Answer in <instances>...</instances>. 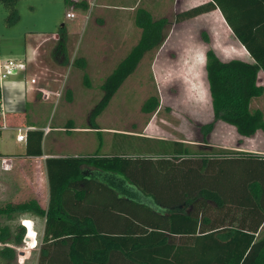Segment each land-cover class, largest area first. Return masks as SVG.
Listing matches in <instances>:
<instances>
[{"label":"trees","instance_id":"trees-1","mask_svg":"<svg viewBox=\"0 0 264 264\" xmlns=\"http://www.w3.org/2000/svg\"><path fill=\"white\" fill-rule=\"evenodd\" d=\"M20 1L0 0L12 22L20 19ZM74 7L88 9L86 4ZM215 10L255 62L223 61L213 49L206 52L214 121L203 131L206 137L222 122L240 137L252 138L264 132V112L252 108L254 100L264 96L259 85L264 58L241 36L238 24L249 15L250 23L264 27V0H210L177 14L175 23ZM135 25L141 31L138 43L105 79L102 98L89 116V129L99 137L97 119L146 55L162 47L170 21L156 20L140 8ZM58 35L51 57L56 65L68 67L65 25ZM204 39L209 43L207 35ZM74 66L85 71L87 62L80 58ZM84 79L90 87L87 74ZM159 107V98L153 96L142 112L153 114ZM68 128L76 129L73 122ZM43 140V131L29 132L24 157L43 156ZM171 148L158 156L95 153L46 159L48 205L41 206L37 199L0 205V263L16 260L24 227L32 237L31 221L17 229L9 224L28 214L45 221L37 264H264V156L215 149L194 155L182 142H171ZM1 218L8 224H1Z\"/></svg>","mask_w":264,"mask_h":264},{"label":"rangeland","instance_id":"rangeland-1","mask_svg":"<svg viewBox=\"0 0 264 264\" xmlns=\"http://www.w3.org/2000/svg\"><path fill=\"white\" fill-rule=\"evenodd\" d=\"M69 3L68 6L66 0H21L17 5L20 14L17 22L8 19L7 8L0 4V58L4 61L19 60L27 48V64H32L34 44L39 45L43 35L58 32L63 23L76 32L75 36L69 38L71 63L68 67H60L53 62L51 54L58 41L52 40L38 54L48 72L31 68L25 77L23 73L16 72L2 85L4 98L12 99L15 108L27 110V118L22 116L24 110L18 112L24 123L38 127L48 125L46 128L51 129L46 144L53 139L69 143L73 138L89 143L75 147V150L61 148L54 150V153L158 156L171 151V142H182L194 155L202 151L211 153L215 149L264 156V132H258L252 138H242L235 128L217 122L212 133L205 137L204 126L214 121L209 86L203 69L205 54L213 49L217 54H222L220 58L223 61L237 56L234 48L229 47V42H221L220 36L216 38L213 16L175 23L180 8L176 4L171 8L165 1L161 4L155 1L152 5L151 0H95L94 7L87 10ZM140 8L153 11L155 18H167L170 21L164 44L146 55L136 72L126 80L109 107L97 119L102 132L100 138L93 130L73 134L68 124L73 122L74 126H89V116L102 98L100 87L110 75L108 73L138 43L141 31L135 25V16ZM70 11L76 12V19L66 18V13ZM57 19L61 20L59 24H55ZM204 35L208 36L209 43ZM82 57L89 65L85 71L74 66V62ZM85 74L90 79V87L85 85ZM32 77L38 78L36 88L42 86L47 77L45 86L48 84L50 88L57 89L56 94L44 100L41 94L38 96L31 90L20 91L22 94L18 96L14 87L7 88L12 82H20V89L25 83H28V87L32 86ZM259 85L264 86L263 72L259 75ZM58 94L60 97L56 96ZM70 95L72 101H69ZM153 96L159 98L160 107L153 114H144L142 107ZM252 108L264 112V96L254 100ZM16 136V131L6 132L0 151L25 154L28 139L21 143L17 142ZM17 163L9 172L0 166V205L24 203L40 195L38 201L45 207V191L44 194L42 192L45 188L44 174L42 177L39 168L36 165L33 167L30 162L25 165ZM20 167L22 171H19ZM34 169H37L36 173ZM22 186L27 189H22ZM32 186L37 191L33 192ZM23 219H31L34 226L29 241L26 238H29L30 232L24 227ZM1 224L8 222L1 218ZM9 224L13 229L19 226L26 229L25 239L16 248L17 258L12 264H37L43 239V220L27 214L16 216Z\"/></svg>","mask_w":264,"mask_h":264},{"label":"crops","instance_id":"crops-1","mask_svg":"<svg viewBox=\"0 0 264 264\" xmlns=\"http://www.w3.org/2000/svg\"><path fill=\"white\" fill-rule=\"evenodd\" d=\"M155 1H157L159 4H161L163 1L168 2V5L171 8H172V6L174 4H176L180 8V13H182V12H185V11H187L189 9L197 7L199 5L205 4V3L209 2L210 0H174V3H172L173 0H151L152 5L155 4ZM150 13L152 14L153 17L155 16L153 11L150 12ZM205 16H213L214 17L215 28L213 29V32H214V34H216V38H217V36H220L219 38H220L221 42L222 41H224V42L227 41V42H229V47L234 48V51H236L234 53L237 54L235 59H239V60H242L244 62H249V63L255 62V59L252 57V55L249 53V51L246 49V47L239 41V39L233 33L232 29L226 23V21H225V19H224V17H223V15H222L220 10H215V11H213L211 13H207V14H204V15L199 16V17H205ZM199 17H197V18H199ZM246 17L247 18L243 19L244 21H240L241 23L238 24V28H239L240 34H241V36L243 38H246V39L249 40L250 45L252 46V48L256 52H260V53L262 52V58H264V27H263V25H257V24L250 23L249 20H247V19H250L249 15H247ZM197 18H195V19H197ZM154 19L157 20V19H161V18H155L154 17ZM255 19H259L258 16H255ZM59 22H61V20L57 19L55 24H59ZM62 25H65L67 27V30L69 32V38L76 35V32H74V30L73 31L70 30V28L68 27L67 23H63ZM31 34L33 35V33H31ZM43 36H44V38H43V40L41 41V43L39 45H37V44L35 45L34 44L35 48L32 50V54H31L33 63L32 64H27L28 65V70L31 69V68L32 69L33 68H37L39 70H43L45 72H48V69H46L44 67V65H42V61L39 60L38 54H39L40 49L42 47H44V45H46L47 42L52 41V40L55 41L54 37H59V35H58V32H56V33H53L51 35H43ZM30 41L32 42V40H30ZM0 55H1V47H0ZM217 55L219 57H222V54H219V52H218ZM82 58L85 59V57H82ZM19 60L25 61L26 63L28 62V51H27V48H26V51L24 52V55L20 56ZM203 61H204L203 62V69H204V72H205V63H206L205 57H204ZM86 62H87V67H86V69H87L89 67V65H88V61L87 60H86ZM115 67L112 69V71L115 69ZM112 71L110 73H108V74H111ZM27 72L23 73L22 75L25 77ZM56 75L60 76L58 73ZM107 77H108V75H107ZM34 78L37 79V83L36 84H31L30 83L32 86L28 87V83L27 84L25 83L24 86L20 89L19 88L20 82H12V84L10 86L8 85L7 88H11V87L13 88L14 87L15 88V93H16V95L18 94V96H20V94H22V93H20V91L27 92L28 90H31L32 92H36L38 96L40 94L42 95L41 90L52 92V94H54L56 92L57 89L50 88L49 86H47L48 84H46V86H45V83H48L47 80H46L47 77L45 79V83L42 86H39L38 88H36V86L38 85V78L37 77H32L31 79H34ZM0 87L2 88V85ZM2 92H3V88H2ZM38 96H37V98H38ZM50 97L48 99H50ZM2 98H3L4 104H5L6 117H7L9 126H10V129L8 131H16V129L19 128V127H22V128L33 127L36 130H40V131L44 132L46 126H48V125L38 127L37 125H34V124H29V123L26 124V123H24L22 121V117L21 118L19 117V115H18L19 113L18 112L24 110L25 113H22V116L27 118V115H28V114H26L27 110L25 108H23V110H21L19 108H15V103H13L12 99H8V97L4 98V94H2ZM42 98L44 100H46L45 95L44 96L42 95ZM74 127L76 129H70V131L73 134H77V133L83 134V133H87V132L92 131V129H89V126L88 127L87 126H85V127L81 126L80 127V126L75 125ZM53 130H56V129H53ZM8 131H6V132H8ZM93 131H95V130H93ZM6 132H3V133L0 134V147L3 144L1 141L6 137ZM49 135H50V133H48V135L44 133V140H43V145H42L43 156H41V157L26 158V157H24L25 154H23V153L22 154H15V153H5V152L0 151V157L8 156V157H16V158H18L17 161H16V162H18L17 163L18 165H23L24 163L26 164V163L30 162V163H32L33 167H34V165H36V168H39V174L42 175V177H43V174L45 176V179H44L45 188H43L42 192L44 194V191H45L44 196H45V199H46V203H45L46 206L48 205V202H49V187H48V179H47L46 163H45L46 159L52 158V157L53 158L84 157L83 155L76 154V152H74L73 155H70V154L61 155V154H58V153H54V150H61V148H67V149L75 150V147L78 148V147H81V146L89 144L87 142V140H81V139L77 140V139H74V138L71 139L69 141V143L59 142V141H56L55 139H53V140L48 141V143L46 144V139L49 137ZM49 142L51 143L50 145H49ZM48 145H49V149H48ZM19 169H20L19 171L23 170V168H21V167ZM36 171H37V169L33 170L34 173H36ZM24 188L27 189L26 186L25 187L22 186V189H24ZM31 189L33 190V192L37 191V188H35V186H32ZM37 197H40V195H37L36 198ZM37 200H39V198H37ZM31 219H23L22 221H25V220L31 221ZM44 223H45V221L43 220V230H44Z\"/></svg>","mask_w":264,"mask_h":264},{"label":"built area","instance_id":"built-area-1","mask_svg":"<svg viewBox=\"0 0 264 264\" xmlns=\"http://www.w3.org/2000/svg\"><path fill=\"white\" fill-rule=\"evenodd\" d=\"M70 2L73 4V7L75 5H80V4H86L88 8H92L95 5V0H70ZM80 8V7H79ZM84 10L83 8H80ZM66 18L73 20L77 18V14L74 11H70L66 13ZM55 40L58 41L59 37H54ZM28 71V65L25 61L22 60H2L0 58V84L4 85L5 80L9 79L14 73L19 72V73H26ZM31 84H36L37 79H31L30 81ZM1 88V87H0ZM2 89V88H1ZM42 95L46 97V100L52 96L55 95L56 93L52 94V92H48L45 90H41ZM60 97V94L56 95ZM10 129L7 117H6V109H5V104L3 101V98L0 100V134L3 132H6ZM36 129L33 127H19L16 129L17 132V142H27L28 134L31 131H35ZM51 129L45 128L44 133L48 134L50 133ZM16 158L14 157H0V166L2 169L5 171H11L14 168V164L16 163Z\"/></svg>","mask_w":264,"mask_h":264},{"label":"water","instance_id":"water-1","mask_svg":"<svg viewBox=\"0 0 264 264\" xmlns=\"http://www.w3.org/2000/svg\"><path fill=\"white\" fill-rule=\"evenodd\" d=\"M28 241L30 240L29 238H26Z\"/></svg>","mask_w":264,"mask_h":264}]
</instances>
